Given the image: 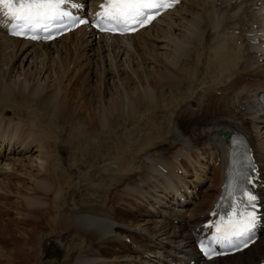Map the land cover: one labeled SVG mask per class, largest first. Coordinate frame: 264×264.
I'll return each instance as SVG.
<instances>
[{
    "label": "bare ground",
    "instance_id": "bare-ground-1",
    "mask_svg": "<svg viewBox=\"0 0 264 264\" xmlns=\"http://www.w3.org/2000/svg\"><path fill=\"white\" fill-rule=\"evenodd\" d=\"M220 6L226 8L220 11ZM228 19L235 21L234 28L211 36L212 30L215 29L217 34V29ZM205 21L208 22L206 29L201 27V31L195 30ZM209 22L214 23L211 31ZM240 22L249 25L240 30L243 24ZM173 28L176 31L171 33ZM198 32L200 35L203 32V37H196ZM66 38L71 39L70 43L65 41ZM263 45L264 0H182L149 26L126 37L97 35L80 27L58 39L40 43L8 36L0 31V109L4 111L12 108L15 116L20 114L18 120L13 119V116L9 119L0 118V167L13 170L15 164H21L24 168L20 170L22 178L35 177L37 181L54 183L66 179L58 155L61 152L59 141L67 142L72 131L68 125L71 118L66 106L70 100L69 90L67 86L64 88L59 85L68 71V67L64 66L68 63L65 62L67 57L64 59L63 56H69V61L75 66L86 58L95 71L106 75V79L101 75L100 85H110L111 91L101 100L98 124L103 129L109 128L110 117H137L140 107L157 98L155 90L158 85L160 89L168 86L180 88L184 93L190 92L201 78L197 63L190 59L191 51H196L199 46H204L203 51L209 54H206V61L215 58V68L208 70L214 75H225L224 82L218 84L212 80L210 85H204L200 90L201 95L198 92L199 95L191 99L189 97L183 103L184 110H189L192 104L205 105L204 98H201L210 94L212 98H219L221 113L213 117L212 123L206 121L207 125L194 139L182 137L175 131L178 141L184 142V147L193 150L196 157H202L196 148H201L203 153L206 151L204 148L208 147L206 143L214 145L212 153L216 156L215 161L219 160L221 175L216 179L212 177V181L206 180L209 182L206 192L200 194L196 184L193 186L196 191L188 184L190 179L184 181L181 178L176 182L172 180L170 171L162 173L161 167L153 164L160 162L171 170L169 164H173V160L162 159L158 154L161 149L144 151L141 155L144 163L142 172L132 170L136 175L126 179L119 190L126 200L141 205L139 216H132V223L126 222L123 217L115 221V216L112 218L99 206H84L81 198L80 202L74 203L69 222L77 234L84 238V248L78 252H68L64 264H191L192 260L199 261L192 242L193 229L207 219L204 213L212 208L223 183L228 138L220 133L221 129L239 130L252 141L260 137L261 143H257L261 147H255L264 180V105L259 98L264 90ZM89 56L92 57L88 59ZM196 57L200 60V51ZM176 74H180L181 78H177ZM75 75L81 78V75ZM254 85L256 87L251 88ZM128 88L133 89V95ZM218 90L222 93L216 92ZM38 97L39 101L34 102ZM214 101L205 106L213 107ZM26 110L29 112L28 117L24 116ZM44 120L48 121V125L47 122L45 124L49 126V131L40 127ZM81 127L77 130H82ZM22 128L29 130L30 133H26L29 135L20 136ZM67 129L68 133L65 132ZM79 148L84 155V147ZM179 153L175 157H181ZM128 155L129 152L122 157ZM122 157L112 156L111 161L126 163L128 160ZM175 157L173 155L172 158ZM187 157L186 160H190ZM81 161L80 155L75 153L69 168H77ZM194 161L189 164L197 169L199 158ZM198 178L203 181L207 177L198 175ZM178 183L181 185L176 187ZM183 184L185 189H179ZM260 191L264 203V186ZM53 192L58 195L60 188ZM47 193L48 190L43 192ZM51 245L54 249L61 248L54 246L55 243ZM263 258L264 227L260 238L244 251L204 264H254Z\"/></svg>",
    "mask_w": 264,
    "mask_h": 264
},
{
    "label": "rangeland",
    "instance_id": "rangeland-1",
    "mask_svg": "<svg viewBox=\"0 0 264 264\" xmlns=\"http://www.w3.org/2000/svg\"><path fill=\"white\" fill-rule=\"evenodd\" d=\"M225 8L226 6H220L219 10L221 11V9ZM234 22L228 19L223 26L217 29V34L214 32L215 29H213L211 36L223 34L222 32L227 31L228 28L229 30L233 29ZM207 23L205 21V23L200 24L198 29L195 30L201 31L204 27L206 29ZM212 23L209 24L210 31L214 25ZM240 24V30L249 25L247 22L246 24L240 22ZM175 31L176 29L173 28L171 33ZM196 37H203V32L201 35L198 32ZM199 47L196 51H191L190 59L197 63V70L201 78L191 87L190 92L184 93L180 88L168 86L160 89L161 86L158 85L155 90L157 98L152 99L146 104L143 103L144 106L140 107L137 117L126 115L110 117L109 120L111 122L110 124L107 123L109 124V128L105 129L98 124L99 118H101V100L107 96L110 90V85H100L103 72L95 71L92 64H88L89 62L86 58V61L84 59L83 63L81 62L75 66L71 64V60L69 61V56H63L64 59L67 57L65 62L68 61L64 66L68 68L74 67L73 71H67L65 79H62V82L59 84L64 88L68 87L69 96L71 97H69L70 100L67 101L66 106L71 118L68 125L71 126L72 131L69 134L70 138L66 139L67 142L59 141L58 143L61 147L58 146L61 149V152L58 154L61 158L60 161H62L61 169L65 170L66 179L54 183L41 180H38L40 181L38 182L35 177L33 179L29 177L22 178L20 170H24V168L21 164H15L12 167L13 170L11 168L3 169L0 167V264H64L68 252L75 250L78 252L84 248V238L77 234L69 222V215L74 203L80 202L82 198L84 206H99L106 210L112 218L115 216V221H119L121 220L120 217H123L126 219V222L132 223V216H139L141 205L133 200H126L125 195L119 190L121 184L126 179L128 180L131 176L136 175L132 170L136 169L139 171L137 173L142 172L141 170L144 166L143 159H141L142 153L144 151L151 152L156 148L158 150L161 149V152L158 154L159 156H163V158H166L164 154L171 153L172 155L169 160H172L173 155L175 157L179 151L180 156L181 153L188 152L189 154H185L186 156L190 157V154L192 156L195 154L196 157L197 154L193 150H187L184 147L185 143L178 141L175 131H178L182 137L187 136L194 139L195 135L200 133L203 127L207 125L206 121L209 120L212 123L213 117H217L221 113V106H219V98L215 97L216 100L209 96L210 94L206 98L203 95L201 100L204 98L203 103L205 102V105L212 104L216 100L213 107L207 108L205 105L198 106V104L194 103L196 106L192 104V107L188 108L189 110H184L183 103L189 97L191 99L199 95V93L201 95L202 92L200 90H202L204 85H210L209 82H212V80L218 84L225 81V75H214V73L208 70L211 67H213L211 69L215 68L213 66L215 58L211 61H206L209 54L207 51L206 53L203 51L205 50L204 46V49L202 46L200 49ZM198 50L201 52L200 60L196 57L199 53ZM202 52L204 53L202 54ZM91 57L89 56L88 59ZM80 66L83 67L81 68ZM77 71L79 72L76 73ZM75 74L81 75V78H77ZM176 76L177 78H181L180 74H176ZM105 77L106 75L103 78L106 79ZM251 83L254 84V82ZM248 85L250 84L248 83ZM255 87L256 85L251 86V88ZM128 90L131 95L134 94L132 88H128ZM220 91L216 92L221 94L222 91ZM39 99L38 97L33 101L37 103ZM1 110V119L2 117L3 119H9L12 116L13 119H19L20 114H16L15 116L14 109L7 108L4 110L6 114H13L10 116H6L4 111ZM26 111L24 116L28 117L29 112L27 111L26 113ZM24 116L22 118H25ZM45 123L48 125V121L44 120L40 124V127L49 131V126H46ZM26 125L29 124L27 123ZM80 127L82 130H77ZM68 130L65 132L68 133ZM21 131L22 133H19L20 136L23 134L27 136L29 134L26 133H30L26 128ZM162 143H167L166 148H164L166 149L165 151H162L164 150L160 145ZM209 143H206V145H208V151H211L209 147L211 143ZM79 147H84V155H82L83 152H81ZM127 152H129V155L122 157ZM75 153L80 155L82 161L77 168L70 169L69 164L72 163ZM112 156H119L122 159L126 158L128 161L126 163H115L111 161ZM206 156V158L209 157L207 154ZM188 157L187 159H190L188 160L189 163L191 164L192 162L193 164L196 158L193 160L191 157ZM182 160L185 162L186 159L175 157L174 163L179 162L180 165V163H183ZM199 161H201L200 158ZM202 161L207 163L206 160ZM17 166L19 169H17ZM199 170L201 171L202 169ZM211 170L215 178L220 176L218 167L211 168ZM208 183L199 191L200 194L206 192L205 188ZM58 188H60V193L54 195L53 190ZM193 189L196 191L195 188ZM46 190H48V193L43 194ZM33 202H36L37 205ZM32 205L36 207H32ZM53 243H55L54 246L61 247L58 248L61 249V252L52 255L47 260L44 258L45 251L47 249L54 251L51 245Z\"/></svg>",
    "mask_w": 264,
    "mask_h": 264
},
{
    "label": "snow or ice",
    "instance_id": "snow-or-ice-1",
    "mask_svg": "<svg viewBox=\"0 0 264 264\" xmlns=\"http://www.w3.org/2000/svg\"><path fill=\"white\" fill-rule=\"evenodd\" d=\"M176 3L179 0H104L95 14L94 26L106 32H135L155 20L162 10L174 7ZM69 6L77 5L73 0H0V24H6L13 36L52 40L55 39L53 29L67 31L90 23L87 19L75 17L68 10ZM59 34L58 31L56 35ZM247 183L254 184V178L247 177ZM226 188L231 189L227 192L229 196L238 190L231 179ZM256 200V195L251 191L239 187V198L233 197L230 211L208 225L214 229V233L208 244L201 245L207 258L224 254L210 247L211 244L228 246L233 252L250 247L254 242L251 240L252 234L261 219L256 210Z\"/></svg>",
    "mask_w": 264,
    "mask_h": 264
}]
</instances>
